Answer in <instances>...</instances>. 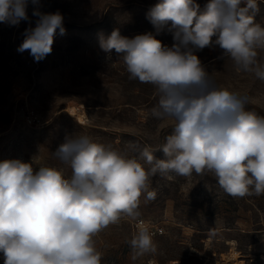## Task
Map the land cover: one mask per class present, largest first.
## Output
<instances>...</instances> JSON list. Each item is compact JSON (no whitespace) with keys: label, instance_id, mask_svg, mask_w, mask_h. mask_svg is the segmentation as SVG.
<instances>
[{"label":"clouds","instance_id":"1","mask_svg":"<svg viewBox=\"0 0 264 264\" xmlns=\"http://www.w3.org/2000/svg\"><path fill=\"white\" fill-rule=\"evenodd\" d=\"M17 51L35 61L52 52L54 37L65 34L63 16L40 11V0H0V23L29 22ZM258 0H158L148 19L159 31L171 22V47L151 33L129 39L119 30L101 39L106 53L122 56L129 79L149 83L158 102L152 115L174 121L166 143L137 158L94 142L87 135L66 138L53 156L71 169L61 170L19 159L0 162V253L4 264H100L93 237L127 216L140 215V198L156 197L150 177L174 172H210L233 197L264 194V116L246 110V95L221 87L195 54L213 45L235 70L264 80V25L257 22ZM214 38V39H213ZM163 152L164 159L155 156ZM135 260L156 251L147 227L131 239Z\"/></svg>","mask_w":264,"mask_h":264},{"label":"rangeland","instance_id":"2","mask_svg":"<svg viewBox=\"0 0 264 264\" xmlns=\"http://www.w3.org/2000/svg\"><path fill=\"white\" fill-rule=\"evenodd\" d=\"M157 2L40 0V11L62 14L65 34L57 30L52 52L39 62L28 50L17 51L25 29L35 27L33 5L27 9L31 25L0 23V162L19 159L31 163L34 171L54 167L68 178L71 169L53 156L66 138L87 135L137 159L143 148L166 143L174 121L153 117L155 87L129 79L122 56L100 47L101 39L117 29L129 39L151 33L171 47L166 33L171 22L158 31L148 19ZM195 2L203 9L209 0ZM258 3L256 20L264 25V0ZM222 53L213 45L198 57L217 84L249 98L246 110L264 116V80L238 73ZM258 60L264 63V51L258 52ZM70 103L84 104L89 121L65 111ZM155 156L165 158L163 152ZM139 162L149 167L142 159ZM149 185L156 197L141 196L137 219L124 216L93 237L100 264H209L222 261L232 248L246 264H264V194L233 197L210 172L187 177L158 173L150 177ZM141 227L148 228L156 251L133 260L130 241Z\"/></svg>","mask_w":264,"mask_h":264},{"label":"bare ground","instance_id":"3","mask_svg":"<svg viewBox=\"0 0 264 264\" xmlns=\"http://www.w3.org/2000/svg\"><path fill=\"white\" fill-rule=\"evenodd\" d=\"M65 111H67L73 117H77L82 122L89 121V115L84 104L70 103L65 108ZM222 256V261H212L209 264H246L244 260L240 259L241 253L234 248Z\"/></svg>","mask_w":264,"mask_h":264},{"label":"built area","instance_id":"4","mask_svg":"<svg viewBox=\"0 0 264 264\" xmlns=\"http://www.w3.org/2000/svg\"><path fill=\"white\" fill-rule=\"evenodd\" d=\"M164 29H165V28H163V30H164ZM166 33H167L168 37H169V38L173 41V43H174L172 32L169 31V29H166ZM213 39H214V38H213ZM200 52H201V50H197V51L195 52V54L198 56V55L200 54Z\"/></svg>","mask_w":264,"mask_h":264}]
</instances>
